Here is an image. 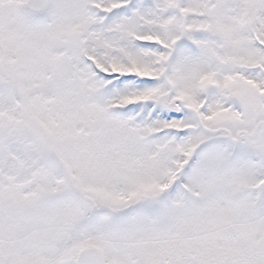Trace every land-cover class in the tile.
<instances>
[{"label": "snow or ice", "instance_id": "obj_1", "mask_svg": "<svg viewBox=\"0 0 264 264\" xmlns=\"http://www.w3.org/2000/svg\"><path fill=\"white\" fill-rule=\"evenodd\" d=\"M0 264H264V0H0Z\"/></svg>", "mask_w": 264, "mask_h": 264}]
</instances>
